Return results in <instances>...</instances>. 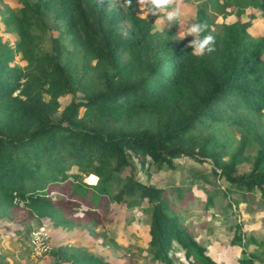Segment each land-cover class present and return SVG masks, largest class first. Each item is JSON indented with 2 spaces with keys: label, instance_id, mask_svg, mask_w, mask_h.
<instances>
[{
  "label": "trees",
  "instance_id": "obj_1",
  "mask_svg": "<svg viewBox=\"0 0 264 264\" xmlns=\"http://www.w3.org/2000/svg\"><path fill=\"white\" fill-rule=\"evenodd\" d=\"M18 1L0 18V218L27 234L48 219L99 236L109 206L124 205L147 218L141 264H217L176 208L185 191L136 173L172 169L181 157L207 162L228 183L221 194L234 208L259 190L264 213V34L240 20L247 8L263 11L264 0H194L195 23L215 36V50L202 57L188 47L194 37L179 40L173 28L154 30L156 17L141 19L138 0ZM228 9L235 21L217 23ZM48 16L61 30L44 49ZM244 162L250 169L238 173ZM230 242L241 248L238 264H264V235L257 240L236 223ZM49 254L52 264H112L69 245Z\"/></svg>",
  "mask_w": 264,
  "mask_h": 264
},
{
  "label": "rangeland",
  "instance_id": "obj_2",
  "mask_svg": "<svg viewBox=\"0 0 264 264\" xmlns=\"http://www.w3.org/2000/svg\"><path fill=\"white\" fill-rule=\"evenodd\" d=\"M97 1L104 4L118 5V0ZM199 1L176 0V7L179 8L181 13L177 24L166 25L162 22L157 23V19L163 20L164 13H161L154 23V30L163 32L173 28L176 38L180 40L186 34L187 26L196 21V10ZM6 7L18 10L21 7V3L18 0H0V18ZM251 14L253 18L249 17ZM235 19L234 13L230 11L226 15L218 14L216 16L217 23H232ZM240 20L242 22L250 20L248 30L252 35L261 36L264 34V10L247 8L241 15ZM45 24L46 33L42 46L44 49H49L50 38L57 37L61 28L52 16L46 17ZM123 25L128 28L126 23H123ZM2 36L8 41L11 40L10 36H4V34ZM187 37L190 38L192 36L189 35L184 38ZM15 62L22 66L26 65L25 60L21 56H17ZM70 100V95L60 97V110ZM225 130L227 133L226 137H238L239 132L236 128H226ZM230 142L234 143V140L230 139ZM253 151L254 148L251 146L247 148L246 153L251 154ZM174 163L175 167L172 169L163 167V169L157 170L154 165H150L148 169H141L138 166L136 176L142 182L151 183L158 187L177 185L182 188L185 191L186 201L180 203L175 198L176 208L180 210L183 221L193 228L197 241L207 248L208 255L217 264H238V259L241 257V248L230 242L234 224L240 223L242 231L247 235H253L257 240H260L264 235V213L260 202V191L255 190L250 195L248 202L241 203L237 208H234L232 196H223L221 194L228 187V183L211 172L209 163L196 162L188 157L178 158ZM249 169L250 163L244 162L238 165L237 171L238 173H244ZM71 171L75 172L76 167H72ZM207 196H211L212 199V204L209 207L205 204ZM107 216L109 221L97 225L98 232H101V235L94 236L82 226L70 232L68 238H64L66 237L65 234L62 235L61 241L71 240V242L66 243H69L73 249L101 255L104 258H108L112 264H141L143 261L145 262L147 260L146 247L149 240L146 215L137 208L130 209L124 205L118 206L112 203L108 208ZM43 221L42 227L39 229L32 228L33 231L31 230L30 234L26 233L24 225L22 226L6 219H0V226L13 225L14 236L17 237L18 234H21V236L28 237L30 247L33 233L39 230V235L42 236L45 243L49 244L52 251L58 242L52 241L50 234L51 222L48 219ZM9 235V233H5L2 237L7 240L10 237ZM107 238L112 239V241H107ZM7 244L8 247H11L8 240ZM117 245L119 248H117ZM254 249L256 248L253 245L248 247L249 251ZM43 256L52 261L51 264L53 263L54 258L51 254L37 257L42 258ZM178 257L181 260L183 259L181 254ZM254 264H259V261H255Z\"/></svg>",
  "mask_w": 264,
  "mask_h": 264
},
{
  "label": "clouds",
  "instance_id": "obj_3",
  "mask_svg": "<svg viewBox=\"0 0 264 264\" xmlns=\"http://www.w3.org/2000/svg\"><path fill=\"white\" fill-rule=\"evenodd\" d=\"M128 7L132 6V0H124ZM139 13L141 19H146L148 16L160 17L164 13L163 20L157 19V23L166 25L177 24L180 19V10L176 7V0H138ZM186 36H192L194 39L190 41L188 47L192 49L194 56L202 57L206 53H211L215 50V36L208 30V25L204 22L191 23L186 28Z\"/></svg>",
  "mask_w": 264,
  "mask_h": 264
},
{
  "label": "crops",
  "instance_id": "obj_4",
  "mask_svg": "<svg viewBox=\"0 0 264 264\" xmlns=\"http://www.w3.org/2000/svg\"><path fill=\"white\" fill-rule=\"evenodd\" d=\"M0 29L1 30L3 29L2 24H0ZM1 34H4V36L7 35V34L2 33V32H1ZM43 220H42V223L44 222ZM11 225H12V223H11ZM0 227H2V228H0V235H1V237H0V248H1V250H0V264H51L52 261L47 259L46 256H43L42 258L34 256V254L31 251V247L29 245L28 237H25L24 235L21 236V234H18L17 237L14 236V232L12 231V230H14L13 225L12 226L3 225ZM50 227L52 230V231L50 230L52 241L55 240V242H58L56 244L57 246H55V248H57L61 245L71 246L69 243H66V242H71V240L65 239L67 241H64V240L61 241L60 238L64 234L66 236L64 238H68L70 236L69 235L70 232H72L76 228H80V227H75L72 229H64L61 227H58V228H54L52 226H50ZM5 233L10 234L9 235L10 237L7 240H8V243L10 244L11 247L7 246L8 244H7L6 238L2 237V235H4ZM147 257H148V255L146 256V259H147ZM60 264H68V263H60Z\"/></svg>",
  "mask_w": 264,
  "mask_h": 264
},
{
  "label": "built area",
  "instance_id": "obj_5",
  "mask_svg": "<svg viewBox=\"0 0 264 264\" xmlns=\"http://www.w3.org/2000/svg\"><path fill=\"white\" fill-rule=\"evenodd\" d=\"M31 251L35 256L47 255L51 251L48 243H45L42 236L39 235V230L33 233L30 241Z\"/></svg>",
  "mask_w": 264,
  "mask_h": 264
}]
</instances>
